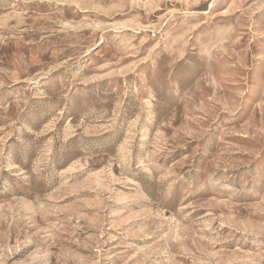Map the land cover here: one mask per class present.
<instances>
[{
  "label": "rangeland",
  "instance_id": "rangeland-1",
  "mask_svg": "<svg viewBox=\"0 0 264 264\" xmlns=\"http://www.w3.org/2000/svg\"><path fill=\"white\" fill-rule=\"evenodd\" d=\"M0 264H264V0H0Z\"/></svg>",
  "mask_w": 264,
  "mask_h": 264
}]
</instances>
